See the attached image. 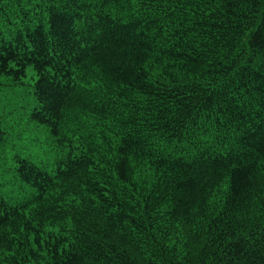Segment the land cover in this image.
Wrapping results in <instances>:
<instances>
[{"label":"trees","instance_id":"trees-1","mask_svg":"<svg viewBox=\"0 0 264 264\" xmlns=\"http://www.w3.org/2000/svg\"><path fill=\"white\" fill-rule=\"evenodd\" d=\"M0 68V264H264V0H0Z\"/></svg>","mask_w":264,"mask_h":264},{"label":"rangeland","instance_id":"rangeland-1","mask_svg":"<svg viewBox=\"0 0 264 264\" xmlns=\"http://www.w3.org/2000/svg\"><path fill=\"white\" fill-rule=\"evenodd\" d=\"M23 89L25 92L30 90L28 87H23ZM27 98H30V96L26 98L23 97L22 100H17L19 108L13 119H11L10 116L4 119L3 126L6 125L7 128H9L8 131L10 137V142L7 147V155L10 157L9 149H20L23 144L31 142L28 145L29 150L34 152L37 156H39L44 150H50L48 151L44 162L40 164L49 165L55 158L59 157L61 153L54 148L52 137L49 132L45 128L36 125L28 119L30 110L29 107H27ZM33 138H35V140ZM26 154L27 153L20 152L21 156ZM0 192L5 197H11L15 200L24 195V192L16 181H13L12 184L0 187Z\"/></svg>","mask_w":264,"mask_h":264},{"label":"snow or ice","instance_id":"snow-or-ice-1","mask_svg":"<svg viewBox=\"0 0 264 264\" xmlns=\"http://www.w3.org/2000/svg\"><path fill=\"white\" fill-rule=\"evenodd\" d=\"M132 3H136V0H132ZM7 64V62H5V65ZM11 68L13 70L12 73H8L9 75L15 73L17 74V76H22L25 72L30 73L32 75H35V73L33 72V69L31 67L28 68H20L18 67L16 64H12ZM4 68H0V73L4 72ZM3 116V113L0 112V117ZM47 121L45 120H40V123H46ZM53 128H55V124H53ZM8 131L7 128H4L2 126V124H0V164H2V154L4 152L5 149V133ZM53 135H55V132H53ZM10 138V137H9ZM57 140H60V138L57 136L56 137ZM35 140V138H33ZM61 144L63 143L62 140H60ZM29 143H25L22 145V147L20 149H9L10 151V156H14L17 160V166H20L21 164L23 165V168L21 169L22 171L25 168L28 167H33V169L38 168L40 166V164H42L45 160V158L47 157V153L50 150H44L39 156H37L34 152L29 150ZM20 152H24L27 153L26 155L21 156ZM122 155L127 157V151L122 152ZM69 160H71L73 158V156L71 154L68 155L67 157ZM61 160H63V157H61Z\"/></svg>","mask_w":264,"mask_h":264}]
</instances>
